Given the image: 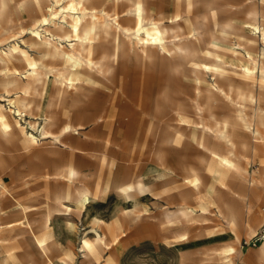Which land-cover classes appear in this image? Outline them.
Wrapping results in <instances>:
<instances>
[{
  "label": "rangeland",
  "instance_id": "obj_1",
  "mask_svg": "<svg viewBox=\"0 0 264 264\" xmlns=\"http://www.w3.org/2000/svg\"><path fill=\"white\" fill-rule=\"evenodd\" d=\"M4 1L0 30L19 35L14 42L33 59L49 63V71L59 70L62 64L49 62L40 49L30 46L27 31L45 16L49 0ZM144 3L155 16L192 18L206 43L219 38L221 27L232 22L231 11L236 12L233 21L239 29L232 40L241 38L239 33L247 21L257 20L264 29V0H196L191 9L183 0ZM87 6L103 7L95 1ZM104 7L116 13L123 26L134 28L132 16H125L127 3ZM179 30L189 36L191 23L182 21ZM257 37L254 56L264 47L261 36ZM96 43L90 57L95 61L116 52V67L106 77L95 76L66 101L51 104L41 94L37 109L28 104L22 117L11 112L7 116L14 136L10 142L0 138V264H264L260 252L264 242L257 246L246 243L264 224V92L258 91L259 109L251 102L245 108L262 137L243 134L232 126L235 106L213 97L206 83L201 82L198 89L190 66L176 71L166 58L137 57L128 40L116 51L112 39H105L101 32ZM234 62L242 68L241 62ZM10 68L21 72L23 64L11 62ZM255 73L258 89L261 80L258 70ZM228 75L243 83L235 73ZM47 79L52 93L51 72ZM206 79L211 81L210 73ZM223 84L227 88L225 81ZM24 96L19 89L7 96L0 87V100ZM209 97L214 103L213 117L208 113ZM27 98L32 101L35 97L29 93ZM48 113L57 123L50 126L52 131L68 126L70 138L65 144L42 135ZM182 118L191 123L203 121L214 131L222 129L224 121L231 123L228 145L216 148L235 166L222 168L215 179L217 157L201 147L200 134L187 129ZM29 121L35 123V129ZM210 144L213 147L215 140L210 139ZM71 169L87 178L94 194L97 181L105 192L95 195L88 205L70 201L60 205L58 196L73 190V179L68 176ZM195 177L197 185L192 183ZM138 182L146 190L136 192L134 200L118 187L131 183L137 190ZM179 207L188 208V214L166 217L167 209L177 211ZM97 233L104 234L109 245L94 248L93 256L85 258L83 241L93 246ZM43 237L46 251L37 243Z\"/></svg>",
  "mask_w": 264,
  "mask_h": 264
},
{
  "label": "bare ground",
  "instance_id": "obj_2",
  "mask_svg": "<svg viewBox=\"0 0 264 264\" xmlns=\"http://www.w3.org/2000/svg\"><path fill=\"white\" fill-rule=\"evenodd\" d=\"M91 1L99 2L103 7L99 10L89 8L87 4ZM118 1L129 5L125 16H132L135 23L134 28L123 26L116 13L111 14L105 9L106 4H115ZM183 1L189 9L196 3V0ZM49 2L45 16L36 20L27 31L30 34V46L40 49L42 57L49 62L62 64L59 70L51 69L49 71V63L33 59L18 42H14L19 35L0 30V87L5 90L7 96L12 89H19L25 95L24 98L7 97L0 100L8 102L7 105L0 103V138L4 141L10 142L14 136L13 126L7 119L10 112L17 113L22 117L23 110L27 107L37 109L39 107L37 99L41 94L46 95L51 104L54 100L57 102L66 101L71 93L74 94L79 88L90 84L95 76L104 78L116 67V52L112 55L105 54L98 61L90 58L96 51L99 32L105 39H112L116 51L122 48L128 40L134 45L137 57L151 61L166 58L176 71L180 67L185 70L184 68L190 66L198 89H201V82L206 83L213 97L218 96L235 106L236 114L233 127H237L243 134L250 132L254 137H262L261 130L251 123L245 109L249 102L255 104L256 109H259L261 97L258 96V91L264 92V47L259 50L257 56L252 53L258 38L257 34L261 36L264 44V29L257 20L245 22L241 33H239L241 38L234 41L231 37L238 34L239 29L233 21L236 12L231 11L232 22L221 27L219 38H211L206 43L192 18L166 17L162 13L155 16L144 0H49ZM4 8L5 1L0 0V10L3 11ZM182 21L191 23L192 32L189 36L179 30ZM199 59L209 60V62H202L203 60L199 61ZM234 60L241 62L242 68H239ZM15 61L23 64L21 72L13 71L10 68V63ZM256 70H258L261 80L258 82V89L255 85L257 80L254 71L256 72ZM49 72L53 74L51 81L54 91L52 93H50L51 87L49 79H47ZM227 72H233L240 76L243 83L233 81ZM208 73H210L211 81L206 79ZM21 76H24L25 80H22ZM224 81L227 83V88L223 84ZM29 93H33L34 100H28ZM209 100L211 104H209L208 113L213 117L212 104L214 103H212L211 97ZM254 114L258 115L253 111ZM102 117H99V121L102 120ZM182 122L186 123L187 129L199 133L201 147L217 157L218 164L213 171L215 179L221 174L222 168L235 166L228 156L220 154V149L216 148L218 144L223 147L228 145L227 128L231 123L224 121L223 128L214 131L203 121L191 123L182 118ZM28 124L33 129L36 128L33 121H29ZM55 124H57L55 116L51 113L46 114L41 129L42 135L47 138L52 137L57 143L65 144L70 138L69 128L61 126L54 132L50 126ZM181 135L187 134L181 132ZM30 137L33 140L36 139L32 134ZM210 139L216 142L213 147L210 144ZM64 167L67 165L61 169L60 174L62 175H65ZM68 176L73 179V190L70 194L63 192L58 196L57 201L60 205H64L65 201L76 205H88L95 195L100 196L105 192L100 181H97V194H94L89 188L87 178H80L76 169L69 170ZM198 181L199 179L195 177L192 183L197 185ZM118 187L130 200L136 198V192L146 190L145 185L141 182L136 184L137 190L131 183L120 184ZM58 210L49 211V216L55 215L54 212ZM188 212V208L185 207H179L177 211L167 209L166 217L170 218L177 214L186 216ZM37 243L43 251L47 250L46 238L37 239ZM108 245L109 242L106 241L105 235L97 233L93 246L88 240H84L81 248L85 251L84 257L90 258L94 254V248L102 250L104 246ZM260 252L264 253V247L260 248Z\"/></svg>",
  "mask_w": 264,
  "mask_h": 264
},
{
  "label": "built area",
  "instance_id": "obj_3",
  "mask_svg": "<svg viewBox=\"0 0 264 264\" xmlns=\"http://www.w3.org/2000/svg\"><path fill=\"white\" fill-rule=\"evenodd\" d=\"M264 242V224L260 229L255 233V235L249 240V246H257L259 243Z\"/></svg>",
  "mask_w": 264,
  "mask_h": 264
}]
</instances>
